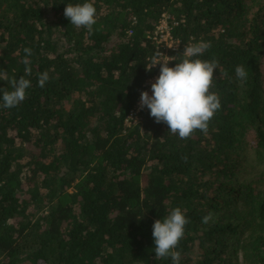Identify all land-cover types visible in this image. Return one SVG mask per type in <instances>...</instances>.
<instances>
[{
  "label": "trees",
  "instance_id": "16d2710c",
  "mask_svg": "<svg viewBox=\"0 0 264 264\" xmlns=\"http://www.w3.org/2000/svg\"><path fill=\"white\" fill-rule=\"evenodd\" d=\"M85 2L91 35L64 16ZM163 15L179 42L169 67L202 40L197 58L228 74L215 72L207 134L180 139L147 108L126 124ZM0 71V89L32 85L0 106V264H172L155 258L152 226L176 207L190 221L180 264H264V0H0Z\"/></svg>",
  "mask_w": 264,
  "mask_h": 264
},
{
  "label": "clouds",
  "instance_id": "9594fccd",
  "mask_svg": "<svg viewBox=\"0 0 264 264\" xmlns=\"http://www.w3.org/2000/svg\"><path fill=\"white\" fill-rule=\"evenodd\" d=\"M97 10L94 2L69 3L64 9V16L76 28H84L89 35L93 32V26L97 23ZM195 40V38H192ZM210 48V43L199 41L189 43L183 50V58L175 62L174 67H169L170 61L162 58V53H157L151 59L148 71L159 65V76L151 84V96L143 91L140 96V109L145 107L156 123H164L168 126L169 133L177 135L180 139H189L196 130L207 134L209 124L214 115L221 108L220 96L215 91H210L214 81L219 76L226 77V71L220 70V64L216 58L202 60V56ZM26 57L33 55L31 48H24ZM25 74L30 76L32 68L30 61L25 58ZM235 76L243 84L248 78L245 65L235 67ZM0 79H9L5 71H0ZM50 80L48 71L38 76V86L43 88ZM11 91L0 89L2 92V106L11 109L19 106L27 98V90L32 86L31 81L24 76L10 79ZM143 130V129H142ZM162 139V138H161ZM186 159V158H185ZM186 209L176 207L163 219H158L152 226L154 240V252L156 259L170 258L172 264H180L181 252L177 251L179 242L185 235L186 225L189 220L186 217ZM213 213L209 212L202 219L203 224L213 221Z\"/></svg>",
  "mask_w": 264,
  "mask_h": 264
},
{
  "label": "built area",
  "instance_id": "2783aa9c",
  "mask_svg": "<svg viewBox=\"0 0 264 264\" xmlns=\"http://www.w3.org/2000/svg\"><path fill=\"white\" fill-rule=\"evenodd\" d=\"M169 18L165 17L163 15L162 19L159 21L158 25L156 26V29L154 30V33L149 36V39L152 40L158 50L157 53H162V58H167L170 61L172 58L168 56L169 52H175L179 49V42L172 36L171 34V26L168 22ZM131 34V33H130ZM156 69V73L146 81L142 89L139 91V99L134 107V109L130 112L126 124L130 126L131 124L135 125L137 124L140 119L142 113L145 111L146 107L141 110L140 105V96L143 91H147L149 95L151 96V84L155 82L156 78L159 76V65L154 67Z\"/></svg>",
  "mask_w": 264,
  "mask_h": 264
},
{
  "label": "rangeland",
  "instance_id": "374dc122",
  "mask_svg": "<svg viewBox=\"0 0 264 264\" xmlns=\"http://www.w3.org/2000/svg\"><path fill=\"white\" fill-rule=\"evenodd\" d=\"M164 16L169 18V16H168V15H164ZM168 21H169V20H168ZM141 116H142V115H141ZM141 116H140V117H141ZM131 125H133V124H131ZM131 125H130V126H131Z\"/></svg>",
  "mask_w": 264,
  "mask_h": 264
}]
</instances>
